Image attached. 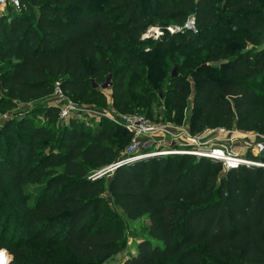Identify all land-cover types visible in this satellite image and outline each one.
I'll return each mask as SVG.
<instances>
[{"label":"trees","instance_id":"trees-1","mask_svg":"<svg viewBox=\"0 0 264 264\" xmlns=\"http://www.w3.org/2000/svg\"><path fill=\"white\" fill-rule=\"evenodd\" d=\"M216 4L21 0L18 11L0 16V112L33 105L23 115L3 119L0 192L14 194L10 198L21 209L30 239L63 247L78 264H119L110 262L124 243L113 203L127 220L145 219L148 225V240L121 264H264V168L241 167L219 177L221 165L208 159L147 157L150 150L143 148V158L118 167L107 179L93 178L90 171L127 158L119 150L130 135L110 121L89 129L69 119L57 129V106L42 102L56 81L83 102L102 99L92 83L103 82L115 62L120 64L112 85L115 100L129 104L138 94L147 102L155 95L144 85L135 89L138 73L153 59L138 49L145 44L142 32L155 20L182 26L192 17L197 34L183 31L155 45V54L172 55L182 47V74L214 31L223 34L216 46L207 47L222 63L199 73L191 130H263L264 0H224L223 11ZM228 27L235 31L224 33ZM246 37L258 47L242 50ZM188 97L185 81L171 77L167 104L181 108ZM29 116L44 121L33 123ZM23 146L29 149L26 159ZM26 185H33V192L24 190ZM0 248L11 255L10 264H25V247L0 239Z\"/></svg>","mask_w":264,"mask_h":264},{"label":"rangeland","instance_id":"rangeland-1","mask_svg":"<svg viewBox=\"0 0 264 264\" xmlns=\"http://www.w3.org/2000/svg\"><path fill=\"white\" fill-rule=\"evenodd\" d=\"M21 2V0H19ZM98 1V0H97ZM224 0H217V7H221L220 10L223 11ZM12 8V9H11ZM15 10L10 3H7L0 13L6 15L7 13H14ZM183 26V25H182ZM182 26L174 24L171 21H152L149 26L142 32L141 40L144 41V46H138L139 51H142L146 55H153L152 60L148 61V68L140 71L139 82L135 86V89L140 91L142 85L145 88L149 89L150 94H154L153 98L146 97L145 101H150L151 105L148 106L147 102H142V96L134 94L130 98L129 104L121 103L120 100H115L112 92L113 79L115 76V71L119 68V63H114V68L106 79L101 83H92V87L98 89L103 94V98L100 100L92 101H81L76 96H67V100L73 102L77 105L78 111L75 112L72 119L77 121L80 125L87 127L89 129H95L101 122L110 121L112 124L122 128L119 121L121 117L129 114H138L145 116L150 123L156 126L159 129H167L170 133L178 135L179 138L172 141V139L166 134H162L159 137H153V142L147 143L146 140H141L145 142L142 146L151 151L165 150L171 145L177 149L182 150H193L195 148L192 140L197 141L195 137H198L203 134L202 131L191 130V116L194 109L193 105V96L197 90L198 78L200 71L204 70L210 71L211 69H217L222 63L219 59H214L211 57V54L208 53V46H216L217 43L222 40V35L220 31H214L213 35L209 38V44L205 47L200 48L198 56L193 57L185 66V71L182 74L178 72V66L186 62V54L182 52V47L178 49L174 54H169L167 50H162L158 54H155V45L160 40H165L169 35L176 33H182L176 31ZM224 33L228 34L232 31H235L234 27H228L223 30ZM245 34L244 32H239ZM245 45H242V50H250L258 46L251 43L246 37ZM230 40V39H229ZM264 41V33H263ZM234 48H240L241 45L233 46ZM228 56H231L230 48L228 49ZM182 52V53H180ZM180 76L186 83L189 89V97L186 100L184 107L173 108L174 105L171 102L165 101V96L169 92V80L171 77ZM264 83V82H263ZM149 96V95H148ZM47 104H54L55 100L53 97H48L42 100V102ZM41 102V101H40ZM33 105L30 104H17V106L9 109L8 111L0 112V127L3 124V119L6 117L15 118L17 115H23L32 109ZM127 109V110H125ZM29 121L33 123L43 122L44 119L42 116H37L32 119L29 116ZM69 120H63L57 118V122L54 124V127L57 129L68 123ZM123 129V128H122ZM243 132H259L263 130H254ZM204 136V135H203ZM144 139V138H143ZM191 140V141H187ZM114 142H121L118 137L113 138ZM22 139L17 137V144L21 143ZM199 141H205L200 139ZM130 143L126 141L120 148V155H125L126 149ZM29 149L26 146H23V152L21 153L22 158H27L29 156ZM143 154V152H141ZM148 153V152H147ZM194 157V156H193ZM196 158V157H195ZM200 159V158H196ZM106 168H101L89 172L90 177L103 172ZM112 173V172H111ZM111 173H105L101 176L108 178ZM226 172L219 167L217 174L218 176L224 175ZM100 176V177H101ZM24 190L27 192H33V185L24 186ZM14 194L8 193V195L3 196V191L0 192V239L5 241L15 242L19 247L26 248L25 264H78L63 247L55 246L48 247L37 242H34L28 237V234L25 232L24 228V218L21 213V209L17 204V201L13 198ZM112 213L118 222V228L121 229L124 235V243L121 253L114 256L110 262L122 263L126 257L134 255L138 244L144 240H148V225L145 219L138 221H129L127 220L122 212L111 203ZM0 252H4L5 256H8L6 264H10L12 261L11 255L7 252L6 249L0 248ZM155 264H173L172 261L165 262H156Z\"/></svg>","mask_w":264,"mask_h":264},{"label":"built area","instance_id":"built-area-1","mask_svg":"<svg viewBox=\"0 0 264 264\" xmlns=\"http://www.w3.org/2000/svg\"><path fill=\"white\" fill-rule=\"evenodd\" d=\"M7 3H10L17 11L20 9L19 0H0V10ZM180 30L182 32L189 31L192 34H197L198 32L192 17H189L181 28L176 29L178 32ZM51 97L55 100L54 104L57 106L58 118L63 120L72 119L75 112L78 111V107L67 100V96L58 81L53 85ZM119 123L130 135V143L125 152L127 158L122 161L123 165L144 157L141 152L144 148L142 144H145V142H141V140L151 143L153 142V137H159L162 134L169 136L172 141L179 138L178 135L170 133L167 129L157 128L142 115H125L121 117ZM195 138L197 141L187 139V141H191L194 144L195 148L193 150L177 149L174 145H171L165 150L148 152L146 156L188 155L204 158L220 164L225 172L241 167L264 168V132H243L236 127H210L204 129L203 134ZM200 139L205 141H199ZM116 167L117 163H114L103 172L94 175L93 178H99L105 173H111Z\"/></svg>","mask_w":264,"mask_h":264},{"label":"bare ground","instance_id":"bare-ground-1","mask_svg":"<svg viewBox=\"0 0 264 264\" xmlns=\"http://www.w3.org/2000/svg\"><path fill=\"white\" fill-rule=\"evenodd\" d=\"M8 256H5L4 252H0V264H6Z\"/></svg>","mask_w":264,"mask_h":264},{"label":"water","instance_id":"water-1","mask_svg":"<svg viewBox=\"0 0 264 264\" xmlns=\"http://www.w3.org/2000/svg\"><path fill=\"white\" fill-rule=\"evenodd\" d=\"M122 161H123V160H119L118 162H116V163H117V167H116V169H117L118 167H120V166L123 165ZM101 177H103V176H101ZM101 177H99V178H101Z\"/></svg>","mask_w":264,"mask_h":264}]
</instances>
